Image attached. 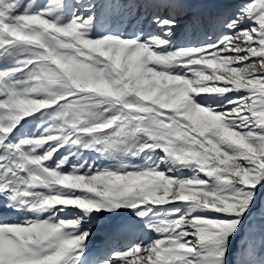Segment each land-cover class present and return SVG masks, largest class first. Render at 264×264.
<instances>
[{
    "label": "snow or ice",
    "instance_id": "obj_1",
    "mask_svg": "<svg viewBox=\"0 0 264 264\" xmlns=\"http://www.w3.org/2000/svg\"><path fill=\"white\" fill-rule=\"evenodd\" d=\"M0 264H264V0H0Z\"/></svg>",
    "mask_w": 264,
    "mask_h": 264
},
{
    "label": "rangeland",
    "instance_id": "obj_2",
    "mask_svg": "<svg viewBox=\"0 0 264 264\" xmlns=\"http://www.w3.org/2000/svg\"><path fill=\"white\" fill-rule=\"evenodd\" d=\"M135 16V13L133 12L132 16H128L127 14L125 15L124 22L125 25L129 24V21H132V26H135L136 21L133 20V17ZM129 31H131V27L129 28Z\"/></svg>",
    "mask_w": 264,
    "mask_h": 264
}]
</instances>
